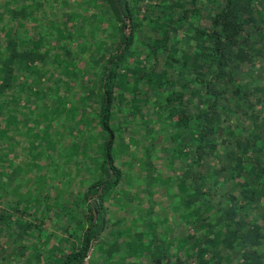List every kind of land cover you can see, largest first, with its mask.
I'll return each mask as SVG.
<instances>
[{
  "label": "trees",
  "instance_id": "obj_1",
  "mask_svg": "<svg viewBox=\"0 0 264 264\" xmlns=\"http://www.w3.org/2000/svg\"><path fill=\"white\" fill-rule=\"evenodd\" d=\"M84 3L86 27L67 31L66 0L47 49L0 33V108L48 86L83 162L50 206L42 184L0 209V264H264V0Z\"/></svg>",
  "mask_w": 264,
  "mask_h": 264
},
{
  "label": "rangeland",
  "instance_id": "obj_2",
  "mask_svg": "<svg viewBox=\"0 0 264 264\" xmlns=\"http://www.w3.org/2000/svg\"><path fill=\"white\" fill-rule=\"evenodd\" d=\"M67 1L71 5L68 8V11L73 10L75 11L74 14H76L74 18L75 21H71V24H73V26H68L67 31H75L77 25L80 23L83 24V21H86L84 23L86 27L87 21L90 20L84 17V14L86 12L84 6H82V8L79 7V4H85L84 1L86 0ZM87 1H91V3L94 2V0ZM65 2L66 0H0V18H4L0 19V23L2 22V24H0V33L1 31L4 33H7L9 31L12 33L15 32L18 39H20L21 47L26 46L27 40L33 39L34 36L36 45L39 42L40 46H43L47 49L50 47V44L49 42H45V39L48 40L53 36L57 37V35L60 33V28H63V24H58V21H62L61 17H59V14L64 13ZM6 6L8 12H5ZM14 8L18 9V12L20 14L19 16H17V19L15 21L13 20L11 11V9ZM81 14L83 15V17H80ZM79 30L80 28H78V31ZM67 31L66 33L68 34ZM85 62L86 60L82 59L79 67H85ZM47 87H42V97L40 98V100H36L33 96V94L35 95V91H32L33 94H31L29 98H26L23 94V92L26 90L23 87V89L21 88L20 90L21 95H19L20 103L18 107L5 106V108H3L5 110L14 108L16 112L14 114V128L11 130L12 133L9 136L15 137L14 140H19V142H21V146L23 142L26 141V145L24 146L25 153L19 152V154H15L14 159V166H16V169L18 170L17 173L19 182L28 187L34 186L35 192L37 191L38 193L40 192L41 185L43 184L44 189L41 193L42 197H40L42 199L44 196L46 198V195L50 197L47 199H43L42 201V204L43 202H45L44 206L48 207L51 205V197L53 198V186H56L59 190H63L64 187L67 188V186H69L67 181L68 179L71 180L72 176L69 175V173L72 174L69 168L77 169L78 167L82 166L81 163L83 162L80 161L76 164L74 154L72 156H69L68 154V152H73L72 150L70 151V147L75 142L73 137V131L75 128L74 126L77 125V121L80 118L70 120V117H67V119L65 118L66 114H59V112L64 109V107H60L62 106L60 105L62 104V100L56 98L51 103L48 95H46L48 94ZM44 96L47 97L44 98ZM70 103H72V106L77 105L76 101H71ZM66 106L69 107L68 105ZM71 132L73 135L71 134ZM125 138L126 140L123 139L124 142L129 144V138L131 137L127 136ZM141 140L142 139H140V141ZM77 142L80 145L84 144L82 141ZM137 148H139L137 145H132V150ZM81 157L83 156L81 155ZM158 166L162 167L161 164H158ZM31 178L32 185H28ZM75 180H77L76 177ZM75 180L72 181V184L76 183ZM74 188L76 189V187ZM22 196L25 197L26 195ZM30 196L31 195L29 194L28 198ZM35 204L37 203H32L29 201L28 204L24 203L22 207L28 205L30 206V208H35ZM62 216H60L58 220L54 219V223H56L57 221L61 223V220H63L64 218H62ZM44 227V232L48 231V233L56 234L58 231L54 228L50 220H47L45 222ZM4 234L5 230L0 229V253L2 254H4L6 250L11 249L10 247H12L11 245H13L11 243V239L13 237H6V235ZM57 235L60 236L61 233ZM52 243H54V241H51V244ZM126 256L127 254L124 250L118 256L119 258L116 257L113 261H110L108 263L130 264L131 262H134L135 264H147L144 260L142 261L138 258L127 260ZM0 257H2V255H0ZM12 257L16 256L14 255ZM96 264H103V261L99 258V262H97Z\"/></svg>",
  "mask_w": 264,
  "mask_h": 264
},
{
  "label": "crops",
  "instance_id": "obj_3",
  "mask_svg": "<svg viewBox=\"0 0 264 264\" xmlns=\"http://www.w3.org/2000/svg\"><path fill=\"white\" fill-rule=\"evenodd\" d=\"M14 10L19 13L18 9L14 8ZM5 102L3 99L1 100L2 107L0 108V209H11L15 205L13 202L16 200V195L19 196V194L21 195V193H25L24 195L29 196L31 189H33L34 186L28 187L19 182V177L16 173L17 167L14 166V162L10 163V160L14 157L13 155L19 154V152L25 153L24 146L26 145V141H24L21 146L19 140L8 138V134L12 133L11 130L14 128V125L10 127V130L8 129L7 119L9 118V111L8 109H3V106H8ZM14 122L15 121H13V123ZM12 178H14L13 180L16 179L15 184L11 186V189H8V183L10 181L13 182ZM28 185H32V178ZM9 191L10 194L5 195L6 192Z\"/></svg>",
  "mask_w": 264,
  "mask_h": 264
},
{
  "label": "built area",
  "instance_id": "obj_4",
  "mask_svg": "<svg viewBox=\"0 0 264 264\" xmlns=\"http://www.w3.org/2000/svg\"><path fill=\"white\" fill-rule=\"evenodd\" d=\"M89 259V257L87 258V260Z\"/></svg>",
  "mask_w": 264,
  "mask_h": 264
}]
</instances>
